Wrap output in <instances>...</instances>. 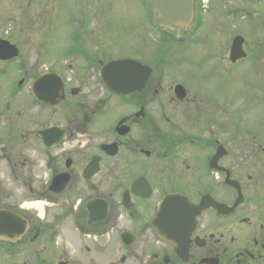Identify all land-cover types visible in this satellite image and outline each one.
I'll return each instance as SVG.
<instances>
[{
    "label": "flooded vegetation",
    "instance_id": "af4514ba",
    "mask_svg": "<svg viewBox=\"0 0 264 264\" xmlns=\"http://www.w3.org/2000/svg\"><path fill=\"white\" fill-rule=\"evenodd\" d=\"M105 7L50 47L0 24V264H264V19L231 59L264 0H194L177 35Z\"/></svg>",
    "mask_w": 264,
    "mask_h": 264
},
{
    "label": "rangeland",
    "instance_id": "374dc122",
    "mask_svg": "<svg viewBox=\"0 0 264 264\" xmlns=\"http://www.w3.org/2000/svg\"><path fill=\"white\" fill-rule=\"evenodd\" d=\"M78 2L79 0H0V24L12 25L13 30L16 31H18V27H15V25L29 24L31 25V29L35 31L34 39L40 42H45L46 40L45 46L50 47L52 43L55 44L56 41L53 42L55 36L52 37L55 29L65 30L66 34H68V18L70 15H85V9H89L91 13L93 8L103 7V5H105L107 11L106 15L102 17V22L93 20V15L91 14L88 17L89 22H97L98 24L103 23L108 30H123L125 33L127 28L131 29L133 21L134 23L136 22V16H132V13L140 8L138 0H85V6L84 0H82V5L80 6L76 5ZM238 5L239 4H237V6ZM263 16H257L255 19L252 18L251 22H247L250 18L247 17L242 19L240 18L241 15L237 14L234 22V31L246 35L248 39H260L262 37L260 31L262 29L261 24L264 19ZM140 28L139 31L142 32L143 29ZM15 33L18 37L19 33ZM15 33L13 32L12 34L15 35ZM204 36L205 39L211 42V37ZM130 37L132 39L131 33ZM155 38L157 39V33L155 34ZM112 40L119 39L112 38ZM209 72H213L212 68ZM209 79V88L211 92L214 91L213 94L215 96V94H217V88L214 85L213 75H209ZM244 80L243 76H236L235 87L232 85V89L234 90L231 91L228 87L226 89L220 88L219 95L225 93V98H228L227 95L229 92L233 94L235 91L237 92L238 90H236V88H238L240 82ZM243 83L246 84L245 82ZM240 88L245 89L244 85H241ZM248 94L249 93H247V95ZM247 95H245L244 99H237L236 110L240 109L241 105L247 103ZM237 96H240L238 92ZM241 116H244L243 113ZM241 116L237 117V121L241 120ZM240 135L242 134L237 135L236 139H249L247 136ZM251 139L253 138L251 137Z\"/></svg>",
    "mask_w": 264,
    "mask_h": 264
},
{
    "label": "water",
    "instance_id": "95a60500",
    "mask_svg": "<svg viewBox=\"0 0 264 264\" xmlns=\"http://www.w3.org/2000/svg\"><path fill=\"white\" fill-rule=\"evenodd\" d=\"M151 3L157 13V22L160 26L173 29L181 28L191 18L193 0H151ZM117 64L111 63L108 67L112 69ZM169 200L170 198L166 202Z\"/></svg>",
    "mask_w": 264,
    "mask_h": 264
}]
</instances>
